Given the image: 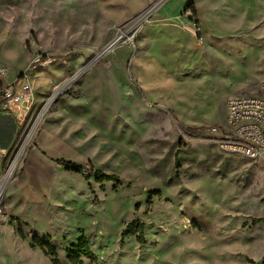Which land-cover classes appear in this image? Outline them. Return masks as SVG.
Returning <instances> with one entry per match:
<instances>
[{
  "label": "rangeland",
  "instance_id": "obj_1",
  "mask_svg": "<svg viewBox=\"0 0 264 264\" xmlns=\"http://www.w3.org/2000/svg\"><path fill=\"white\" fill-rule=\"evenodd\" d=\"M1 69L32 96L0 116V264H53L35 234L59 264L81 235L83 264H264V160L212 130L261 94L264 0H0Z\"/></svg>",
  "mask_w": 264,
  "mask_h": 264
},
{
  "label": "built area",
  "instance_id": "obj_2",
  "mask_svg": "<svg viewBox=\"0 0 264 264\" xmlns=\"http://www.w3.org/2000/svg\"><path fill=\"white\" fill-rule=\"evenodd\" d=\"M149 9L142 19L150 17ZM0 72H3L1 69ZM261 94H244L227 100L226 123L223 128L213 127L215 142L225 152L238 154L246 158L264 160V79L260 83ZM32 96V86L27 78L14 80L0 93V116L14 110L16 115L26 113V103ZM18 106H21L18 109ZM17 107L18 111L15 110ZM7 151L0 143V156Z\"/></svg>",
  "mask_w": 264,
  "mask_h": 264
},
{
  "label": "trees",
  "instance_id": "obj_3",
  "mask_svg": "<svg viewBox=\"0 0 264 264\" xmlns=\"http://www.w3.org/2000/svg\"><path fill=\"white\" fill-rule=\"evenodd\" d=\"M189 9L192 10V12L196 13V8H194L193 3H191L188 6ZM63 165L66 166L67 169H75L79 170L83 167L82 164H79L74 161L70 160H62ZM96 179L99 182L104 181H117L119 182V177L115 174H109L102 170H96ZM144 222H137L133 221L127 225V227L123 230L122 235L126 236L129 234H138V239L140 242H144ZM19 234L23 237V231L21 228L18 230ZM31 245L33 247H39L44 252L51 257V261L53 264H59L60 260L58 258V252L56 247L52 244L51 241L47 239L41 238L39 235L35 234L32 237V243ZM94 256L93 251L90 249L89 243L85 235H81L79 237V240L77 243H73L70 248H68V258L69 261L72 264H83V257H89L92 258Z\"/></svg>",
  "mask_w": 264,
  "mask_h": 264
},
{
  "label": "bare ground",
  "instance_id": "obj_4",
  "mask_svg": "<svg viewBox=\"0 0 264 264\" xmlns=\"http://www.w3.org/2000/svg\"><path fill=\"white\" fill-rule=\"evenodd\" d=\"M106 51H107V50H106ZM102 53H104V51H103ZM3 185H4V184H2L1 187H0V193H1L2 189H3V187H4Z\"/></svg>",
  "mask_w": 264,
  "mask_h": 264
},
{
  "label": "water",
  "instance_id": "obj_5",
  "mask_svg": "<svg viewBox=\"0 0 264 264\" xmlns=\"http://www.w3.org/2000/svg\"><path fill=\"white\" fill-rule=\"evenodd\" d=\"M114 43H115V41H114ZM111 46H112V45H110L109 48H110ZM104 51H105V50H104Z\"/></svg>",
  "mask_w": 264,
  "mask_h": 264
}]
</instances>
